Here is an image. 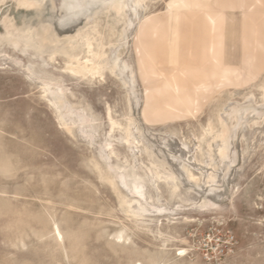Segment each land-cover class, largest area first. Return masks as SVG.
Wrapping results in <instances>:
<instances>
[{
  "label": "rangeland",
  "instance_id": "obj_1",
  "mask_svg": "<svg viewBox=\"0 0 264 264\" xmlns=\"http://www.w3.org/2000/svg\"><path fill=\"white\" fill-rule=\"evenodd\" d=\"M26 1L0 0V264H264V8L125 0L127 16L114 0ZM207 12L237 31L217 64ZM146 16L170 22L152 83L214 84L178 115L140 73ZM80 33L106 53L103 77L66 70ZM226 69L239 77L223 81Z\"/></svg>",
  "mask_w": 264,
  "mask_h": 264
},
{
  "label": "crops",
  "instance_id": "obj_2",
  "mask_svg": "<svg viewBox=\"0 0 264 264\" xmlns=\"http://www.w3.org/2000/svg\"><path fill=\"white\" fill-rule=\"evenodd\" d=\"M254 4H257L258 7L260 8H264V0H255ZM254 4L250 5L248 7V10L254 8L255 7ZM188 5L189 3L183 4V6L185 7H188ZM178 15L176 16L175 19L180 20V16ZM145 19H146L145 29L141 31L138 28L135 36V51L138 57L141 76L146 79V82L149 81V83L147 82L149 84V85L147 84V87L151 88V91L153 93V99L155 98L156 95L159 94V92H157L159 91L158 88L159 84H163L164 87H166L164 92L162 91V93L163 96L167 98L169 102H171L168 105L169 111L174 115H178L177 110L181 106L183 107L184 105L183 102H190L191 107H193V102L195 103V105H197L196 104L197 102L201 103V100L203 99V95H200V91L212 90V88H214V84L208 81L207 82L203 81L194 86L193 94H185V89L183 85H181L180 83L179 76L173 75L172 79L165 77L162 80V82L160 81L161 83L154 85V83H152V77L154 75L160 74L157 70V65L159 62V57L157 55L158 52L160 51V49L158 48H161L162 46L169 47L171 45V41L169 37H167L168 33L167 32L163 33L162 31L159 30L160 28H162L163 24H168L170 22L168 23L165 22L163 23L162 21L157 22L154 18L147 16L145 17ZM229 21H232V19L230 18L225 19V16L221 13L220 14L215 13L212 15L211 13L207 12L205 14V22L202 23V26L204 25V27L207 30V35L209 36L208 41L205 45L204 53L206 54V56L208 55V58L212 59L213 62L216 64L220 62L219 54H221L222 49H224L225 46H229L230 50H233V48L235 47L236 36L233 35H235L237 31L232 30L234 34H230V35L229 33L226 34L224 32V26L226 25V22ZM176 35L179 36L178 29L172 31V36L174 37ZM159 40L162 41L161 43H159L162 44L161 47L159 46V44H157ZM255 43L258 47L261 48V50L263 49L264 51L263 42L256 40ZM149 53L152 55L149 56L150 55ZM145 54L147 56H145ZM248 61H249L248 67L249 68L253 67L254 56H250ZM150 69L153 70L152 73L148 71ZM229 75H233V76H229ZM232 77L237 78L239 77V74L236 75L235 71L233 72L227 69L221 73V79H223V81H225L224 79L230 81ZM148 93L149 92L147 91V94ZM190 103H188V106H190ZM184 107L187 108V103H185Z\"/></svg>",
  "mask_w": 264,
  "mask_h": 264
},
{
  "label": "bare ground",
  "instance_id": "obj_3",
  "mask_svg": "<svg viewBox=\"0 0 264 264\" xmlns=\"http://www.w3.org/2000/svg\"><path fill=\"white\" fill-rule=\"evenodd\" d=\"M23 1V0H22ZM97 1V0H96ZM95 1V2H96ZM131 1V0H130ZM39 2V1H38ZM112 2V1H111ZM115 4L116 9L118 10V12H125V14L127 13V7H128V3L125 0H114L113 1ZM28 5H34L35 3H37L36 1H31V0H27L26 2ZM90 3V2H89ZM134 8L133 9H138L140 8L142 5L143 7L145 6V0H135L134 2ZM23 6V4H22ZM146 8V6L144 7ZM141 9V8H140ZM143 9V8H142ZM115 10V9H114ZM106 11V10H105ZM123 15V14H122ZM127 15V14H126ZM128 16V15H127ZM133 16V15H131ZM135 17L139 16L138 10L136 13H134ZM101 20V19H100ZM118 20V19H117ZM129 22L130 24L132 23V18L129 17ZM145 21L146 19L143 21V23L141 24L140 30L143 31L145 29ZM99 22V21H98ZM128 24V23H127ZM129 26V25H128ZM98 26H97V22H96V26H95V31L97 30ZM97 32V31H96ZM115 32V31H114ZM9 33V32H8ZM98 33V32H97ZM23 34V33H22ZM88 33H80L78 35V38L81 39L83 41V48L81 49L82 52L81 53H75L72 52L70 54V63L71 66L69 68H67L66 70L70 71L71 73L75 74V75H81L83 77L86 76H100L103 77L104 72L106 70V53L104 51H99L95 49L94 46V42L93 40L89 37ZM103 34V33H102ZM100 35V33L98 34V36ZM92 36V35H91ZM103 38V37H102ZM100 41V39H99ZM104 42V41H103ZM78 44V43H77ZM97 44V43H96ZM101 44V43H100ZM106 46V45H105ZM100 47V46H99ZM97 48V47H96ZM106 51V50H105ZM120 52V51H119ZM81 54H85V56L82 58H80ZM52 58V57H51ZM121 57L119 56L118 59L115 61V65L112 68V70H116L118 71V69L125 67V65L121 64ZM125 63V62H124ZM128 66V65H127ZM108 68V67H107ZM133 68V67H131ZM122 70V69H121ZM120 70V71H121ZM124 71H126V68H124ZM113 73V72H112ZM133 74V71H132ZM134 77V76H133ZM133 82V81H132ZM236 109V106L234 104H229V106L227 107V112L221 114V123L222 125H226L227 121L229 119V117L231 116L232 112H234V110ZM240 112V111H239ZM112 121V128L116 127V126H120V124L118 125V123ZM133 134V133H132ZM131 134V135H132ZM131 137V136H130ZM111 144V143H110ZM110 146V145H109ZM111 147V146H110ZM137 147V146H136Z\"/></svg>",
  "mask_w": 264,
  "mask_h": 264
}]
</instances>
